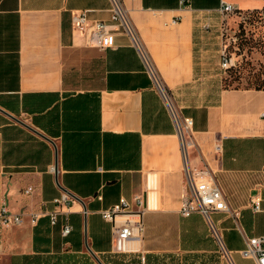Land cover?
<instances>
[{
  "label": "crops",
  "instance_id": "crops-1",
  "mask_svg": "<svg viewBox=\"0 0 264 264\" xmlns=\"http://www.w3.org/2000/svg\"><path fill=\"white\" fill-rule=\"evenodd\" d=\"M120 2L136 44L116 33L113 46L99 50L71 34L70 16L107 21L108 0H0V110L21 123L0 113V207L22 220L0 231V264H149L160 254L194 252L183 238L203 220L177 211L184 166L204 164L229 209L209 215L227 263L255 264L239 251L245 238L264 237V90H223L218 75L205 88L195 47L204 16L222 4L233 8L225 16L264 12V0ZM169 109L192 122L182 135L191 144L185 160ZM61 192L76 199L49 225ZM120 198L131 214L113 228L100 212ZM138 210L136 248L115 252L113 230ZM30 214L43 217L31 225Z\"/></svg>",
  "mask_w": 264,
  "mask_h": 264
},
{
  "label": "built area",
  "instance_id": "built-area-1",
  "mask_svg": "<svg viewBox=\"0 0 264 264\" xmlns=\"http://www.w3.org/2000/svg\"><path fill=\"white\" fill-rule=\"evenodd\" d=\"M190 0H178L179 6H185ZM109 2V18L107 21H92L89 22L85 12H76L70 16L71 34L82 36L84 46L91 49H106L113 46V40L116 33H121L127 36L134 44L136 38L128 23L125 10L123 9L120 0H108ZM233 8L229 4H222L219 13L221 15L231 13ZM219 68L221 71H226L234 66L231 58L227 57L224 52H221ZM147 66L148 71L151 68ZM163 97L166 101L165 93ZM174 125L181 138V151L185 160V147L191 146L183 142V134L189 133L192 125L191 119L177 116L169 109ZM219 154V146L213 147V155L216 157ZM52 170V169H51ZM212 170L204 164L199 170H192L186 165L184 166V176L186 191H183L179 196L178 215L181 218H188L196 214L202 218L204 223L209 228L215 244L221 251L222 255L228 260V254L223 248L221 239L210 222L209 215L213 213L228 214L229 209L226 199L222 194L218 183L215 181ZM28 191V190H27ZM25 191V193H27ZM258 197L252 201V209L254 212L259 210ZM74 200L67 193L61 192L58 197L51 200L53 211L47 214L49 225H54L55 216L65 211ZM134 202L140 206V199L135 197ZM128 203L120 198L116 204L100 212V218L107 223H110L114 228L119 219L125 218L131 213L128 212ZM142 210H138L133 215V218L124 220L117 229L111 234V245L115 252L123 253L132 251L136 248L137 240L142 232ZM43 217V214L28 215V222L34 225L36 221ZM21 216L9 213L4 206L0 207V231L21 224ZM70 231L67 225H63L60 230L62 237H65ZM239 255L244 259H251L255 264H264V237L245 238L244 247L239 251ZM143 259L141 258V262Z\"/></svg>",
  "mask_w": 264,
  "mask_h": 264
},
{
  "label": "rangeland",
  "instance_id": "rangeland-1",
  "mask_svg": "<svg viewBox=\"0 0 264 264\" xmlns=\"http://www.w3.org/2000/svg\"><path fill=\"white\" fill-rule=\"evenodd\" d=\"M207 27L195 47V71L205 88H213L218 75L228 78L227 71L219 69L221 52L231 58L230 68L237 89H264V12L244 13L239 16L219 13L204 16ZM263 82V85H259ZM194 216V215H193ZM196 219L197 217H192ZM212 223L215 216H209ZM191 236L185 239L194 252H177L157 255L149 264H228L215 244L212 234L204 223L194 226ZM186 243V244H187ZM209 249L210 252H205Z\"/></svg>",
  "mask_w": 264,
  "mask_h": 264
},
{
  "label": "trees",
  "instance_id": "trees-1",
  "mask_svg": "<svg viewBox=\"0 0 264 264\" xmlns=\"http://www.w3.org/2000/svg\"><path fill=\"white\" fill-rule=\"evenodd\" d=\"M226 71L228 74V78H223L221 80L222 89L223 90H237L236 87H233V88L231 87L232 83L235 81V78L233 77V72L230 69ZM259 85H263V82H259ZM244 89H249V88H244ZM254 90H259V89H254Z\"/></svg>",
  "mask_w": 264,
  "mask_h": 264
},
{
  "label": "water",
  "instance_id": "water-1",
  "mask_svg": "<svg viewBox=\"0 0 264 264\" xmlns=\"http://www.w3.org/2000/svg\"><path fill=\"white\" fill-rule=\"evenodd\" d=\"M0 113H2L3 115H5L6 117H8L9 119H11L12 121L21 124L20 122H18L16 119H14L13 117L9 116L7 113H5L4 111L0 110ZM23 125V124H22ZM24 126V125H23ZM28 128V127H27ZM31 130V129H29ZM33 132V130H31ZM42 139H44L45 141H47L51 146H53L52 142H50L49 140H47L46 138H44L43 136H39ZM63 191V190H61ZM76 199V198H73ZM92 256V254H90ZM95 261L97 262V264H99V262L95 259Z\"/></svg>",
  "mask_w": 264,
  "mask_h": 264
}]
</instances>
